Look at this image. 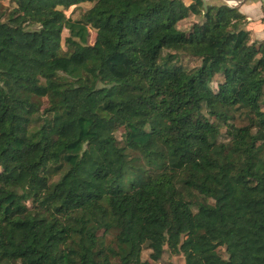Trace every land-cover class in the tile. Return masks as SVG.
Segmentation results:
<instances>
[{
  "label": "trees",
  "instance_id": "trees-1",
  "mask_svg": "<svg viewBox=\"0 0 264 264\" xmlns=\"http://www.w3.org/2000/svg\"><path fill=\"white\" fill-rule=\"evenodd\" d=\"M8 2L0 264H264V39L245 16L204 0Z\"/></svg>",
  "mask_w": 264,
  "mask_h": 264
},
{
  "label": "crops",
  "instance_id": "crops-1",
  "mask_svg": "<svg viewBox=\"0 0 264 264\" xmlns=\"http://www.w3.org/2000/svg\"><path fill=\"white\" fill-rule=\"evenodd\" d=\"M189 3L191 0H183ZM207 3L223 2L236 7L246 18L245 28L252 39H264V0H204Z\"/></svg>",
  "mask_w": 264,
  "mask_h": 264
},
{
  "label": "rangeland",
  "instance_id": "rangeland-1",
  "mask_svg": "<svg viewBox=\"0 0 264 264\" xmlns=\"http://www.w3.org/2000/svg\"><path fill=\"white\" fill-rule=\"evenodd\" d=\"M8 5H9L8 0H1V9L8 7ZM90 6H91V3L84 2V3H81L77 6L69 7L68 9L65 10V13L72 18H77L80 16V12L82 10H86ZM193 20H195V17L192 16V17L182 21L181 23H179V27L182 29H185L190 24V22ZM67 34H68L67 31L63 30V36H66ZM94 35H95L94 32L91 30L90 38H89L90 41L93 40ZM190 65H192V64H190ZM148 253H149V250L143 249L142 255H141L142 258H148ZM115 262H116V264H119L117 261H115ZM154 264H184V262H183V258L181 256H173V255H170L168 253H164L162 255L161 259L159 261L155 262Z\"/></svg>",
  "mask_w": 264,
  "mask_h": 264
}]
</instances>
